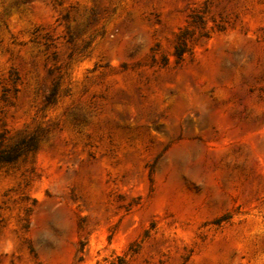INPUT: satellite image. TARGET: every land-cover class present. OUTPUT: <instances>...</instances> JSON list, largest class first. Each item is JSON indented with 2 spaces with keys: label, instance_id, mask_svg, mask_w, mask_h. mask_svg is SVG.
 <instances>
[{
  "label": "rangeland",
  "instance_id": "1",
  "mask_svg": "<svg viewBox=\"0 0 264 264\" xmlns=\"http://www.w3.org/2000/svg\"><path fill=\"white\" fill-rule=\"evenodd\" d=\"M0 132V264H264V0H0Z\"/></svg>",
  "mask_w": 264,
  "mask_h": 264
},
{
  "label": "trees",
  "instance_id": "2",
  "mask_svg": "<svg viewBox=\"0 0 264 264\" xmlns=\"http://www.w3.org/2000/svg\"><path fill=\"white\" fill-rule=\"evenodd\" d=\"M185 42L179 41L175 47V54L178 57L186 52ZM55 95V88L47 96V101H53ZM5 134L0 132V167L4 164H11L16 162L19 158L25 157L28 154H33L39 145V135L36 133H30L22 136L12 142L11 144H5ZM225 218H219V220ZM218 220V221H219ZM108 264H127L126 259L122 255H116L115 258L109 261Z\"/></svg>",
  "mask_w": 264,
  "mask_h": 264
}]
</instances>
